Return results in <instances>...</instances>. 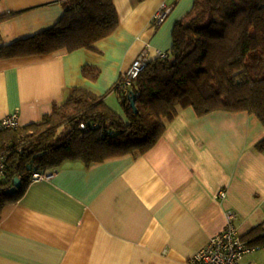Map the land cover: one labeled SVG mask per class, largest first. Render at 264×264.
<instances>
[{
	"label": "crops",
	"instance_id": "1",
	"mask_svg": "<svg viewBox=\"0 0 264 264\" xmlns=\"http://www.w3.org/2000/svg\"><path fill=\"white\" fill-rule=\"evenodd\" d=\"M119 26L96 49L0 58V123L41 120L75 88L126 118L113 86L147 47L169 52L178 21L195 0H114ZM166 5V7L164 6ZM167 9L157 23L156 14ZM0 45L53 26L59 0H0ZM147 44L149 46H147ZM98 70L92 78L84 67ZM264 124L248 111L198 114L179 107L144 153L87 165L69 159L47 170L0 213V264H191V257L238 214L240 234L258 247L241 264H264V244L247 234L263 225ZM224 192L223 196H219Z\"/></svg>",
	"mask_w": 264,
	"mask_h": 264
},
{
	"label": "trees",
	"instance_id": "2",
	"mask_svg": "<svg viewBox=\"0 0 264 264\" xmlns=\"http://www.w3.org/2000/svg\"><path fill=\"white\" fill-rule=\"evenodd\" d=\"M59 1L64 13L57 23L0 45V58L96 49L119 26L114 0ZM13 15H0V22ZM84 73L95 78L98 70L86 66ZM120 88L118 81L113 90L119 93L126 120L102 96L75 88L41 120L0 129V154L6 156L0 213L23 194L35 173L44 174L66 160L89 165L146 152L161 139L179 107L192 106L201 115L248 111L264 124V0H195L175 25L168 57L151 59L129 93ZM132 91L137 111L131 105ZM257 147H264V138ZM16 177L21 186L9 193ZM262 228L247 234L251 241L264 244Z\"/></svg>",
	"mask_w": 264,
	"mask_h": 264
},
{
	"label": "built area",
	"instance_id": "3",
	"mask_svg": "<svg viewBox=\"0 0 264 264\" xmlns=\"http://www.w3.org/2000/svg\"><path fill=\"white\" fill-rule=\"evenodd\" d=\"M166 7V5H164ZM167 16V9H161L155 16L157 23H161ZM147 46H149L147 44ZM158 57H168V52L159 51ZM147 47L132 62L130 67L122 74L119 84L121 92L129 93V88L134 80L147 67L149 63ZM20 126L18 113H13L4 118L0 129L17 128ZM6 156L0 154V176L5 168ZM35 178L43 176L40 173L33 175ZM224 192L220 193V197ZM238 214L234 210L226 212L225 228L209 239L206 245L199 249L190 259L191 264H241V259L254 251L258 246L245 240L240 234L236 220Z\"/></svg>",
	"mask_w": 264,
	"mask_h": 264
},
{
	"label": "water",
	"instance_id": "4",
	"mask_svg": "<svg viewBox=\"0 0 264 264\" xmlns=\"http://www.w3.org/2000/svg\"><path fill=\"white\" fill-rule=\"evenodd\" d=\"M130 101L132 107L137 111L136 105H135V100H136V94L135 92L130 93ZM22 180L19 177H16L14 180V185L12 188L9 189V193H13L18 190V188L21 186Z\"/></svg>",
	"mask_w": 264,
	"mask_h": 264
}]
</instances>
